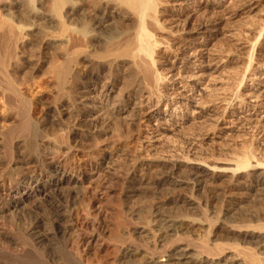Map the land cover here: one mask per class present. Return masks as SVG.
Wrapping results in <instances>:
<instances>
[{
	"label": "bare ground",
	"instance_id": "1",
	"mask_svg": "<svg viewBox=\"0 0 264 264\" xmlns=\"http://www.w3.org/2000/svg\"><path fill=\"white\" fill-rule=\"evenodd\" d=\"M198 1L0 0V108L7 111L0 126V216L16 218L34 213L25 226L0 234V264H93L87 255L94 235L79 239L72 233L74 227L67 223L73 217L70 203L87 196L93 177L100 181V169L113 165L115 155L103 146L86 150L83 140L91 133L109 131L107 126L100 130V125L113 121L118 127H126L129 140L141 132L142 99H161L158 92L165 67L161 62L163 51L170 55L177 42L186 40L189 30H208L220 18L213 19L211 8ZM226 2L213 9L223 13ZM40 77H46V87L39 97L31 99L25 90ZM49 78L54 81L50 83ZM111 80L120 82L124 89L120 99L126 97L113 106L114 110L111 108L113 112H109V104L116 85ZM126 114L124 121L122 116ZM66 116H74L73 124L65 123ZM60 125L66 126L63 133L58 131ZM15 138L20 139L18 148L13 145ZM32 143L35 151L29 153ZM117 144L112 143L111 148ZM250 156L238 158L233 174L227 175L228 182L240 180L237 172L261 165L258 160L254 166ZM169 163L136 160L127 173L126 190L133 193L139 183H147L157 192L167 186L172 191L186 188L193 193L221 178L205 166L182 168ZM250 172L245 176L247 188L255 180ZM179 175L183 179H176ZM238 184H228L223 189L225 197L234 198ZM185 195L154 202L152 193L147 210L126 211L128 215L119 223L124 229L121 236L104 233L98 235L96 243H117L112 264H264L261 253H257L264 249L263 214H247L239 204L230 202L234 214H227L223 221L231 230H243L249 240H257V247L211 246L213 241L210 245V240L199 236L195 240L190 235L197 217L195 220L187 212L177 215L167 209L179 205L195 209L193 200ZM49 196L55 199L56 212L50 220L51 232L46 234L44 218L37 210ZM95 199L88 202V213L98 204L100 215L103 199ZM207 218L203 222L209 223V228L222 221L216 218L213 223ZM89 226L87 221L83 223L81 232L86 233ZM217 228L222 230L220 225ZM235 245L239 247L237 242Z\"/></svg>",
	"mask_w": 264,
	"mask_h": 264
},
{
	"label": "rangeland",
	"instance_id": "2",
	"mask_svg": "<svg viewBox=\"0 0 264 264\" xmlns=\"http://www.w3.org/2000/svg\"><path fill=\"white\" fill-rule=\"evenodd\" d=\"M198 2L211 8L209 11L212 12L213 19L220 18L217 22L214 21L208 30H189L190 33L185 36L186 40L177 42L170 55H166L163 51L161 62L165 67L162 70L161 86L158 92L161 99L157 96L142 99L141 132L129 140L130 135L126 133V127H118L113 121L109 125L107 123L104 126L100 125V130H104L107 126L109 131L100 134L91 133L83 140V148L86 150L103 146L108 147V153L112 152L115 155L113 165L100 169L101 180L93 177L91 182L94 184L89 185L91 191L87 196L70 203L73 217L67 220V223L73 225L72 233L79 239H87L94 235V243L87 255L93 264H112L116 260L114 245L117 243L115 241L105 244L96 243L95 240H98V235L104 233L106 236H121L124 229L119 223L132 208L147 210L152 200L149 196L151 197L152 193L155 196L154 202L158 198L169 199L177 194H186L189 197L185 195L187 199L193 200L196 207L200 208L199 210L196 207L193 210H187L183 205L173 206V208L171 206L172 209L169 206L167 209L177 215L187 212L191 217L193 216V219L197 217V220L195 219L197 223L193 230L189 231L195 240L202 237L208 242L210 240V245L213 241L211 246L223 244L228 248L248 249L250 246L255 249L257 247L255 245L257 240H249L243 230H240L241 232L231 230L230 226L226 225L227 222L223 220L227 214L228 216L234 214L230 211L231 207L234 208L230 202L239 204L242 212H249L247 214H263L261 217L264 219V197H262L264 194H261L264 193V0H227L224 5L226 11L219 14L217 12L220 10H214L213 7L219 8L223 0ZM181 10L179 8V12ZM205 33L207 34L204 35ZM53 81L49 78L50 83ZM46 82V77L38 78L33 86L26 88V95L31 99L39 97L46 87ZM106 82L108 80L103 81L102 85ZM111 82L114 81L111 80ZM114 85H116L115 93L112 95L114 102L111 101L109 104V112H113V106L123 101V98L126 99L124 96H121L122 100L119 97L124 95L121 83L114 82ZM52 88H50L51 91ZM56 102L60 103V101ZM6 115V109L0 108V126L4 124ZM127 116L128 114L122 117ZM72 118L66 116L64 119L66 122H64L73 124L74 116ZM65 129V125L58 126L60 133H63ZM115 142H118L116 149L111 148V144ZM19 143L20 139L13 140L15 148H18ZM28 151L29 153L35 151L34 143L30 145ZM249 154L252 156L250 158L254 166L258 160L261 165L242 171L243 173L237 172L236 175L241 176L238 181L240 184L228 182L230 179L226 180L227 175L233 174L231 172L235 170V162L239 161L238 158L241 157L242 160ZM136 160L153 164L170 162L169 164L181 167L183 165L205 166L221 178L216 180L213 186L193 193L186 188H176L172 191L167 186L161 187L157 192L151 186L148 187L150 184L147 183H139L136 191L129 193L124 182L131 165ZM246 172H250V175L255 174V180L250 189L247 188L249 184L245 177ZM179 176H176V179H183L181 175ZM235 183L239 185V190L237 189L236 196L229 200L225 197L223 189L228 184L236 185ZM92 198L103 199L99 203L103 210L102 214L98 215V204L90 210L92 212L88 213L87 205ZM54 201V197L49 196L37 210V213L44 218L43 230L46 234L51 232L50 220L56 212ZM65 202L67 203L68 200H62V203ZM33 216L34 213H26L16 218L0 216V234L25 226L33 220ZM203 218L213 223L216 218H221L222 221L217 225L214 224L215 226L211 224L213 226L209 228L210 224H205ZM86 221L90 226L86 233L81 232L80 227ZM219 225L222 230L217 228ZM208 232H212V235ZM234 241L239 244V247ZM257 253L258 255L263 253L259 258H264V249Z\"/></svg>",
	"mask_w": 264,
	"mask_h": 264
}]
</instances>
